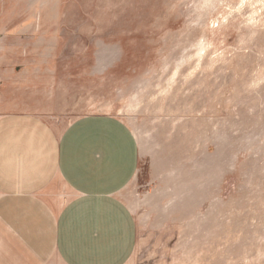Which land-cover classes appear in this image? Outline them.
Wrapping results in <instances>:
<instances>
[{
    "label": "rangeland",
    "instance_id": "obj_1",
    "mask_svg": "<svg viewBox=\"0 0 264 264\" xmlns=\"http://www.w3.org/2000/svg\"><path fill=\"white\" fill-rule=\"evenodd\" d=\"M30 2L67 121L109 114L137 140L132 264H264V0H0V16Z\"/></svg>",
    "mask_w": 264,
    "mask_h": 264
},
{
    "label": "crops",
    "instance_id": "obj_2",
    "mask_svg": "<svg viewBox=\"0 0 264 264\" xmlns=\"http://www.w3.org/2000/svg\"><path fill=\"white\" fill-rule=\"evenodd\" d=\"M41 6L0 16V264H132L137 140L109 114L67 121L59 54L32 42Z\"/></svg>",
    "mask_w": 264,
    "mask_h": 264
}]
</instances>
